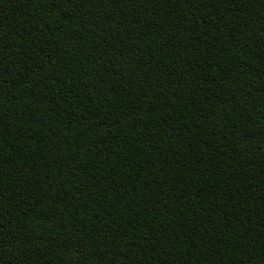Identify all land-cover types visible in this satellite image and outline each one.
Instances as JSON below:
<instances>
[{
	"label": "trees",
	"instance_id": "1",
	"mask_svg": "<svg viewBox=\"0 0 264 264\" xmlns=\"http://www.w3.org/2000/svg\"><path fill=\"white\" fill-rule=\"evenodd\" d=\"M0 264H264V0H0Z\"/></svg>",
	"mask_w": 264,
	"mask_h": 264
}]
</instances>
